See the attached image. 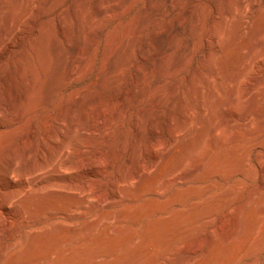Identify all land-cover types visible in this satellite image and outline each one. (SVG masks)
I'll return each mask as SVG.
<instances>
[{
	"label": "rangeland",
	"instance_id": "obj_1",
	"mask_svg": "<svg viewBox=\"0 0 264 264\" xmlns=\"http://www.w3.org/2000/svg\"><path fill=\"white\" fill-rule=\"evenodd\" d=\"M263 178L264 0H0V264H229Z\"/></svg>",
	"mask_w": 264,
	"mask_h": 264
},
{
	"label": "bare ground",
	"instance_id": "obj_2",
	"mask_svg": "<svg viewBox=\"0 0 264 264\" xmlns=\"http://www.w3.org/2000/svg\"><path fill=\"white\" fill-rule=\"evenodd\" d=\"M262 182L264 183V178L262 179ZM263 207L252 221H247L244 210H240L234 216L231 212H228L221 220V224L218 228V240L226 245L232 244L235 246L229 264H242L244 261L249 264H253L254 261L251 262L253 258L264 249ZM210 240H212V238ZM204 246L205 244L203 242L189 247V254L186 257L163 264H193L196 259V255L200 254L199 252Z\"/></svg>",
	"mask_w": 264,
	"mask_h": 264
}]
</instances>
